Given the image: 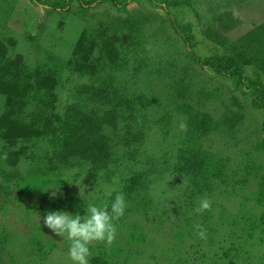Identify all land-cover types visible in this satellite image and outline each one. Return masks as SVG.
Segmentation results:
<instances>
[{
    "label": "rangeland",
    "instance_id": "1",
    "mask_svg": "<svg viewBox=\"0 0 264 264\" xmlns=\"http://www.w3.org/2000/svg\"><path fill=\"white\" fill-rule=\"evenodd\" d=\"M96 1L85 0L83 12L76 1L55 11L47 4L62 0H0V182L15 189L40 176L20 203L0 199V264H72L68 241L43 218L83 216L89 203L110 211L105 199L119 192L126 200L143 193L165 213L157 225L153 212L125 210L117 230L127 221L147 240L127 248L120 264H264V235L240 249L234 235L208 241L197 230L177 245L171 234L187 191L179 124L189 118L204 125L189 138L227 170L218 189L226 193L211 200L231 214L236 202L252 209L249 197L229 194L237 183L249 196L264 170V115L225 74L232 58L264 60V0ZM231 46L238 56L225 51ZM235 113L243 117L232 128Z\"/></svg>",
    "mask_w": 264,
    "mask_h": 264
},
{
    "label": "trees",
    "instance_id": "2",
    "mask_svg": "<svg viewBox=\"0 0 264 264\" xmlns=\"http://www.w3.org/2000/svg\"><path fill=\"white\" fill-rule=\"evenodd\" d=\"M74 1L80 5L81 11L87 12V8L89 6L85 0H62V3L51 2L47 4V6L55 11L58 9L64 10L69 9L71 3ZM104 2H108L116 8L123 6V3H119L118 0L96 1V3ZM225 51H230V54H233V56H238L236 51H234L233 46L227 48ZM238 53L239 55H243V52L241 51ZM232 60L234 62V69L226 73L225 76H228L229 79L235 81L237 91H239L245 100L249 102V105L252 106V108L260 111L261 115L263 116L264 60L252 57L250 55L247 56V54L243 60L237 61V59L234 60V58H232ZM213 68L216 69V71L217 69L218 71L222 70V68L218 66L216 62H214ZM251 80H255V87L253 86V88L247 86L250 82H254ZM235 99L237 100V98ZM242 103L243 104L240 103L241 106L245 107L244 102ZM242 117L243 116H241V114L235 113L234 116H228L227 119L232 128H234L239 123H241L240 121L242 120ZM196 123L197 125L195 122L192 123V120L189 118L187 121L188 131H186L185 136L182 137L180 141L183 155L179 160V165L183 167L182 163H184L186 170H180L179 172L187 181V191H185L184 196L182 197L181 208L176 211L175 220H177V223L175 224V228L172 229V238L179 241L177 245H181L183 242H185L187 237L192 238L194 231L198 230L197 226H200L207 230V238L205 240L208 241H213L215 236L219 238L220 236L227 234L234 235L236 238L240 237L242 240V242L238 244V248L240 249H244L245 245L250 241V238L263 241L264 170H261L262 174L256 177L257 181L254 186L255 189L250 191L249 196H247L246 193H243V186H239L237 189H234L237 187V183L232 185L233 191L230 194L228 193L229 195L235 197L234 199H238L240 196H242V198L249 197L253 204L252 209L250 208L247 210L246 203L236 202L237 205L234 207L235 213L231 214V212L227 213L228 209L225 207V205H222L221 203H214L211 200L212 209L215 207L220 208V211L217 215L213 214L209 218L206 217V215H203L202 217V214L195 211L192 215L194 219L189 215H185L186 210L193 211L196 207H198V202H200L202 198L208 197L212 199V197H215L218 193H226L227 191L223 190L218 192V189L227 186V182L225 181V178L228 177L227 170H218L216 167H214V164L210 163L211 156L214 157L213 154L201 151L200 146L197 143L199 139L196 140L197 138H189V136L192 134V128L203 130L204 125L199 121H196ZM258 133L261 134V139H259V148L263 150L264 153V117L261 121ZM36 177L37 176L35 175L32 177L30 182L27 183L28 186L34 185L36 182ZM39 177L40 176L37 178ZM240 183H243V181ZM28 186L22 185L14 189L10 186L2 185L0 182V199L3 200L5 204L12 202V200L20 203L22 196L29 192ZM240 192L243 194L239 195ZM119 193L124 194V192ZM116 194L118 193H114L111 197L106 198L105 201L109 204H112ZM124 196L126 198L125 194ZM231 202H233V200H231ZM126 203L127 207L125 210L128 209L129 212H134L136 214L138 213L145 216L153 212L154 216L151 220H153L157 225H162L165 222V213L157 209V204L152 199H147L146 195L143 193L138 192L134 195V197L131 194L127 197ZM255 208L260 209V212L257 215H254V213L251 212ZM196 217H199L200 220H196ZM211 219H213V221H210ZM127 223L128 222L126 221L123 225L125 226L126 224L125 228L117 230L116 239L111 247H108L103 243L94 244L92 246L93 254L90 258L89 264H120V257L127 248L134 244L141 245L146 242V233H144L140 227H129ZM126 230L128 231L125 232ZM242 232L246 233L244 237ZM196 237L198 236L196 235Z\"/></svg>",
    "mask_w": 264,
    "mask_h": 264
},
{
    "label": "clouds",
    "instance_id": "3",
    "mask_svg": "<svg viewBox=\"0 0 264 264\" xmlns=\"http://www.w3.org/2000/svg\"><path fill=\"white\" fill-rule=\"evenodd\" d=\"M179 131L181 133L187 131L186 123L179 124ZM52 196L56 197L57 193L53 192ZM126 207L124 194L118 193L115 195L110 211L107 204L97 206L89 203L85 208L86 215L49 211L43 218V222L53 233L68 241V257L72 264H89L94 244L103 243L108 247L112 246L117 235L116 222L124 216ZM211 210V199L204 197L193 211L203 214ZM197 229L198 238L205 240L207 230L200 226H197Z\"/></svg>",
    "mask_w": 264,
    "mask_h": 264
}]
</instances>
